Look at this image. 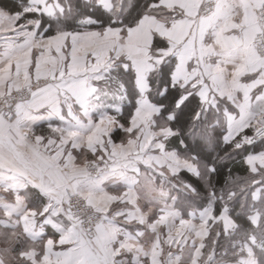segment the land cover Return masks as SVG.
Listing matches in <instances>:
<instances>
[{"label":"snow or ice","instance_id":"obj_1","mask_svg":"<svg viewBox=\"0 0 264 264\" xmlns=\"http://www.w3.org/2000/svg\"><path fill=\"white\" fill-rule=\"evenodd\" d=\"M0 264H264V0H0Z\"/></svg>","mask_w":264,"mask_h":264}]
</instances>
